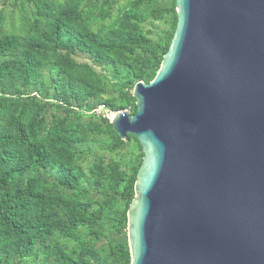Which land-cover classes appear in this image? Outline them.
Masks as SVG:
<instances>
[{
  "label": "trees",
  "instance_id": "obj_1",
  "mask_svg": "<svg viewBox=\"0 0 264 264\" xmlns=\"http://www.w3.org/2000/svg\"><path fill=\"white\" fill-rule=\"evenodd\" d=\"M14 3L17 29L0 11V264H131L144 155L96 112L136 114L133 90L161 68L176 1ZM157 22L168 27L155 41L145 24Z\"/></svg>",
  "mask_w": 264,
  "mask_h": 264
},
{
  "label": "water",
  "instance_id": "obj_2",
  "mask_svg": "<svg viewBox=\"0 0 264 264\" xmlns=\"http://www.w3.org/2000/svg\"><path fill=\"white\" fill-rule=\"evenodd\" d=\"M177 27L137 112L110 120L143 160L131 264H264V0H175Z\"/></svg>",
  "mask_w": 264,
  "mask_h": 264
},
{
  "label": "rangeland",
  "instance_id": "obj_3",
  "mask_svg": "<svg viewBox=\"0 0 264 264\" xmlns=\"http://www.w3.org/2000/svg\"><path fill=\"white\" fill-rule=\"evenodd\" d=\"M14 0H0V11L4 12L6 21H5V28H9L11 25H14V27L17 29L19 26V12L16 9L14 5ZM29 6V5H28ZM167 24L163 22H157V23H146L145 29L146 31H151L153 34L150 36L153 40L157 41L159 39V36L167 29ZM78 61L80 62H91L90 59H88L85 56H80L78 58ZM97 70H100L98 67ZM108 74V73H106ZM128 114L131 115V108H128L126 110ZM97 116H105L108 119H112L115 115V113L106 110L104 108H99L96 112ZM138 154V152H136ZM125 155V154H123ZM122 155H116L112 156L114 159H120ZM85 173H87V167H85Z\"/></svg>",
  "mask_w": 264,
  "mask_h": 264
}]
</instances>
